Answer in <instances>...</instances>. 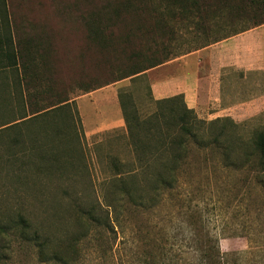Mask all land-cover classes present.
<instances>
[{
    "label": "trees",
    "instance_id": "1",
    "mask_svg": "<svg viewBox=\"0 0 264 264\" xmlns=\"http://www.w3.org/2000/svg\"><path fill=\"white\" fill-rule=\"evenodd\" d=\"M217 1L101 0L86 19L87 37L101 51L123 52L124 47L134 48L138 33H143L141 13L151 18L158 11L159 19L144 28L152 32L164 28L168 17L199 16L202 8L207 11ZM43 44L39 36L24 37L21 30H14L7 1L0 0V170H32L37 177L44 171L61 177L67 170L55 166L58 155L73 160L77 152L66 141L70 137H65L68 129L63 125L67 127V119L75 116L77 123L80 120L74 100L59 93L53 82L48 85V74L39 69L47 64ZM134 49L123 58V69L117 67L112 82L144 79L145 71L167 61ZM146 88L151 106L146 113L134 105L131 91L117 95L131 159L109 161L112 173L100 185L98 197L67 191L68 217L62 233L48 235L21 219L13 231L17 243L25 244L39 264H81L83 246L89 243L96 264H264V200L254 203L264 199V127L245 132L248 122L237 124L230 117L205 121L186 106L182 95L156 100ZM10 132L14 138L1 140ZM26 138L30 152L14 156L12 148L24 145ZM210 172L240 177L233 196H243L248 213L233 218L221 231L223 236L245 239L242 252H221V234L186 196ZM247 193L254 194L250 203L244 197ZM166 205L170 210L163 213ZM173 210L179 216L176 225L169 213ZM14 254L2 248L0 264H14Z\"/></svg>",
    "mask_w": 264,
    "mask_h": 264
},
{
    "label": "rangeland",
    "instance_id": "2",
    "mask_svg": "<svg viewBox=\"0 0 264 264\" xmlns=\"http://www.w3.org/2000/svg\"><path fill=\"white\" fill-rule=\"evenodd\" d=\"M6 1L14 30H21L24 37L36 35L43 39V50L48 55L47 64H42L39 69L48 74V85L53 82L59 93H66L74 100L80 120V124L77 123L75 116V120L67 119V127L63 125L68 129L65 137H70L66 141L77 149L73 153V160L66 154L58 155L59 162L55 166L67 170L65 176L50 177L42 171L43 174L37 177L35 172L30 173L32 170H0V250L7 247L12 250L15 253L12 259L14 264H39L25 244L17 243V237L13 235L15 225H20L22 219L48 235L62 233L68 217L67 191L79 193L77 195L85 198H96L99 196L100 185L112 173L109 161L114 158L122 162L131 159L117 95L119 92L131 91L132 101L140 113L150 111L146 87L151 91L152 68L144 72V79L132 82L130 78H126L112 82L117 76V67L123 69L120 66L123 58L135 51L134 48L151 51L153 58L157 60H169L187 54L225 34L241 30L244 25L252 23V19L255 22L262 20L264 9L257 3L250 8L244 7L241 15L242 8L239 9L238 6H243L244 3H239L238 0H218L207 11L202 8L199 16L191 14L185 18L179 15L166 17V26L153 28L152 32H146L144 28L148 30L159 19L158 11L151 18L141 13L139 25L142 26L143 33H138L134 48L127 46L122 52V48L117 51L112 48L101 51L87 37L86 19L99 7L101 0ZM225 73L226 83L221 91L219 104L209 106L204 114L225 110L223 117H230L237 124L248 122L244 127L245 132L264 127V109L249 115L253 109L239 108L236 104L242 96L229 84L233 72L227 70ZM91 89L94 90L89 91ZM151 96L153 97L152 92ZM14 136L10 132L1 140L6 142ZM24 142L25 146L20 143L18 147L12 148L14 156L22 151L30 152L27 138ZM0 148L2 149L1 146ZM35 167L30 168L34 170ZM208 176L197 181L190 194L187 189L186 196L193 198L194 203L203 209L211 221L213 231L221 234V252H242L246 249L245 239L223 236L221 231L233 218L239 220L245 212L248 213L247 209L244 211L247 203L243 196H233L240 185V177L212 172ZM251 195L254 196L251 193L244 195L246 201L249 202ZM72 197L75 195L72 194ZM263 200L254 203H261ZM162 210L165 213L170 210V206L166 205ZM169 213H172V224L176 225L179 220L178 212L173 210ZM20 245L23 254L20 252L22 249H18ZM17 252L20 254H16ZM83 253L81 264H96L93 243L85 244Z\"/></svg>",
    "mask_w": 264,
    "mask_h": 264
},
{
    "label": "crops",
    "instance_id": "3",
    "mask_svg": "<svg viewBox=\"0 0 264 264\" xmlns=\"http://www.w3.org/2000/svg\"><path fill=\"white\" fill-rule=\"evenodd\" d=\"M250 8L259 3L264 9V0H238ZM232 71V89L242 97L239 108L247 107L249 115L264 109V18L246 24L222 37L207 42L203 47L172 58L152 68L151 92L154 99L182 95L186 106L198 118L223 117L225 110L204 114L205 109L219 104L226 77ZM239 75V76H238ZM227 117V116H226Z\"/></svg>",
    "mask_w": 264,
    "mask_h": 264
}]
</instances>
